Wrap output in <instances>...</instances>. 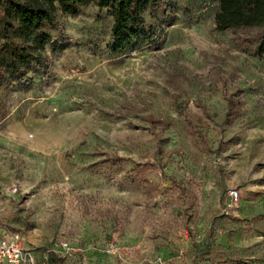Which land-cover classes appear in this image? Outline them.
<instances>
[{
  "label": "rangeland",
  "instance_id": "374dc122",
  "mask_svg": "<svg viewBox=\"0 0 264 264\" xmlns=\"http://www.w3.org/2000/svg\"><path fill=\"white\" fill-rule=\"evenodd\" d=\"M170 1V24L145 14L156 42L119 55L106 8L57 9L48 69L0 83V236L39 259L76 248L49 264H264V56L242 41L261 27L218 30L213 1Z\"/></svg>",
  "mask_w": 264,
  "mask_h": 264
},
{
  "label": "trees",
  "instance_id": "16d2710c",
  "mask_svg": "<svg viewBox=\"0 0 264 264\" xmlns=\"http://www.w3.org/2000/svg\"><path fill=\"white\" fill-rule=\"evenodd\" d=\"M89 0H0V83L11 86L14 81L31 83L29 67L48 69L44 55L46 45L54 47L50 35L42 28L48 24L60 29L54 12L75 15L79 6ZM216 4L214 23L218 30L261 29L255 34L243 36L254 54L264 56V0H211ZM99 8H106L112 17L109 48L113 55L129 52L142 43H155L161 35V27L147 22L145 14L163 8V23L175 18L171 1L166 0H95ZM224 122L235 118L231 98ZM154 122L153 119H149ZM56 263L61 260L53 257Z\"/></svg>",
  "mask_w": 264,
  "mask_h": 264
},
{
  "label": "built area",
  "instance_id": "2783aa9c",
  "mask_svg": "<svg viewBox=\"0 0 264 264\" xmlns=\"http://www.w3.org/2000/svg\"><path fill=\"white\" fill-rule=\"evenodd\" d=\"M15 193H17L15 185L5 189L7 196ZM227 194L229 198L227 207L230 208L238 201V192L236 189H229ZM20 239L17 232H7L0 236V264H49L50 255L64 258L76 251L67 239H57L52 247L43 253L42 259H39L35 250L22 246Z\"/></svg>",
  "mask_w": 264,
  "mask_h": 264
},
{
  "label": "crops",
  "instance_id": "0c3cea01",
  "mask_svg": "<svg viewBox=\"0 0 264 264\" xmlns=\"http://www.w3.org/2000/svg\"><path fill=\"white\" fill-rule=\"evenodd\" d=\"M7 204V203H6Z\"/></svg>",
  "mask_w": 264,
  "mask_h": 264
}]
</instances>
